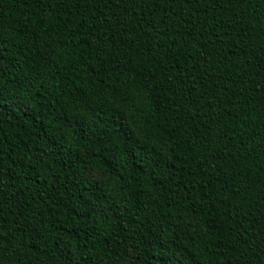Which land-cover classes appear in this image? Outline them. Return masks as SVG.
Returning a JSON list of instances; mask_svg holds the SVG:
<instances>
[{
  "label": "trees",
  "instance_id": "trees-1",
  "mask_svg": "<svg viewBox=\"0 0 264 264\" xmlns=\"http://www.w3.org/2000/svg\"><path fill=\"white\" fill-rule=\"evenodd\" d=\"M0 96V264H264V0H0Z\"/></svg>",
  "mask_w": 264,
  "mask_h": 264
},
{
  "label": "snow or ice",
  "instance_id": "snow-or-ice-1",
  "mask_svg": "<svg viewBox=\"0 0 264 264\" xmlns=\"http://www.w3.org/2000/svg\"><path fill=\"white\" fill-rule=\"evenodd\" d=\"M8 108H12L15 110H21L27 112L24 103L22 101H12L10 104L7 100H4L2 96H0V110H7ZM121 134L123 133V130H121ZM105 165L110 167V163L105 161Z\"/></svg>",
  "mask_w": 264,
  "mask_h": 264
}]
</instances>
